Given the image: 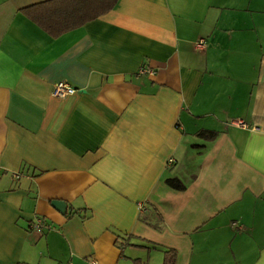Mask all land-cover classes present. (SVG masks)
<instances>
[{"label": "crops", "instance_id": "0c3cea01", "mask_svg": "<svg viewBox=\"0 0 264 264\" xmlns=\"http://www.w3.org/2000/svg\"><path fill=\"white\" fill-rule=\"evenodd\" d=\"M43 1L0 0V264H264V0H119L57 38Z\"/></svg>", "mask_w": 264, "mask_h": 264}, {"label": "trees", "instance_id": "16d2710c", "mask_svg": "<svg viewBox=\"0 0 264 264\" xmlns=\"http://www.w3.org/2000/svg\"><path fill=\"white\" fill-rule=\"evenodd\" d=\"M119 0H45L23 8V13L54 38L82 27L108 11L114 9ZM198 135L206 139L214 138L217 133L201 130ZM167 184L175 189L185 185L177 178L167 179ZM177 252L174 249L165 251L163 264H176ZM132 264H143L140 259Z\"/></svg>", "mask_w": 264, "mask_h": 264}, {"label": "built area", "instance_id": "2783aa9c", "mask_svg": "<svg viewBox=\"0 0 264 264\" xmlns=\"http://www.w3.org/2000/svg\"><path fill=\"white\" fill-rule=\"evenodd\" d=\"M206 44L205 40H199L197 41L196 45L197 47H204ZM142 73H148L150 75H154L155 71L150 69V68H142L140 70ZM78 91L77 88L71 86L70 84L66 83V82H58L55 84L54 88H53V95H55L56 97L62 98V97H66L68 95L74 94ZM172 162V160H170ZM48 227L47 224H45L44 219L43 218H37L36 221L34 223H32L30 225L31 229H35L38 231H42L44 228Z\"/></svg>", "mask_w": 264, "mask_h": 264}, {"label": "water", "instance_id": "95a60500", "mask_svg": "<svg viewBox=\"0 0 264 264\" xmlns=\"http://www.w3.org/2000/svg\"><path fill=\"white\" fill-rule=\"evenodd\" d=\"M53 206L58 209L59 211L66 213L67 210V203L63 200H53L52 201Z\"/></svg>", "mask_w": 264, "mask_h": 264}]
</instances>
